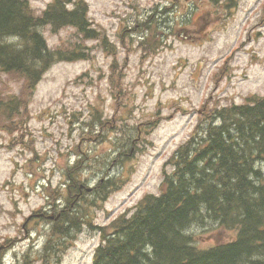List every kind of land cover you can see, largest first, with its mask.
I'll return each mask as SVG.
<instances>
[{"label": "rangeland", "instance_id": "374dc122", "mask_svg": "<svg viewBox=\"0 0 264 264\" xmlns=\"http://www.w3.org/2000/svg\"><path fill=\"white\" fill-rule=\"evenodd\" d=\"M50 1L30 3L40 12ZM221 1L218 5L211 0H87L90 18L110 45L89 42L92 51L87 59L55 63L44 74L33 92L25 133L18 139L28 143L26 148L0 137V244L12 239L1 255L5 264H16L15 253L23 252L31 232L34 237L43 232L40 221L27 223L26 230L22 225L32 211L47 204L43 183L50 182L53 188L63 181L64 152L71 154L80 145L91 150L90 155L114 152L121 157L119 163L124 158L126 182L93 207L95 224H104L144 194L158 191L163 163L188 136L202 105H211L205 99L213 96L214 103L227 104L254 93L264 95V0L217 2ZM186 3L198 7L192 13L189 9L183 21L175 15L184 12ZM152 11L162 18L170 15V22L159 24L167 36H162L158 50H139L143 31L135 20ZM178 19L187 26L175 23ZM177 27L180 32L173 35ZM42 31L51 46L70 36L65 30L53 34L49 27ZM113 62L119 88L108 80ZM112 96L128 106L122 109L120 104L115 110L129 118V125L153 120L160 107L156 126L144 128L147 133H141L138 148L128 157L118 142L117 148L112 144L116 133L107 131L101 140L100 124L96 127L90 119L96 109L113 119ZM89 130L96 136L92 141L85 138ZM30 150L37 151L32 161ZM119 163L109 169L116 172ZM98 243V234L83 228L58 264H90Z\"/></svg>", "mask_w": 264, "mask_h": 264}, {"label": "trees", "instance_id": "16d2710c", "mask_svg": "<svg viewBox=\"0 0 264 264\" xmlns=\"http://www.w3.org/2000/svg\"><path fill=\"white\" fill-rule=\"evenodd\" d=\"M151 18L140 23L149 34L140 41L142 50L157 46L155 37L162 33ZM45 26L54 32L72 28L75 37L52 50L41 32ZM89 39L105 41L92 26L85 0H51L39 15L30 0H0V71L25 80L19 96L0 92L1 129L23 131L25 92L54 61L87 58ZM83 160L67 171L74 183L61 195L66 206L57 212L51 239L91 225L85 208L93 204L94 193L79 197L76 204L82 201L84 207L72 205L71 187L78 181L71 172ZM166 165L159 195H145L130 212L99 227L102 242L92 264H264V96L205 108ZM200 227L234 236L206 248L190 232Z\"/></svg>", "mask_w": 264, "mask_h": 264}]
</instances>
